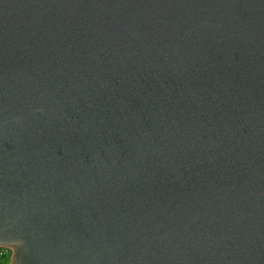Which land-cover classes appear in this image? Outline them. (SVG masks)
I'll list each match as a JSON object with an SVG mask.
<instances>
[{
  "label": "water",
  "instance_id": "95a60500",
  "mask_svg": "<svg viewBox=\"0 0 264 264\" xmlns=\"http://www.w3.org/2000/svg\"><path fill=\"white\" fill-rule=\"evenodd\" d=\"M9 264H264V0H0Z\"/></svg>",
  "mask_w": 264,
  "mask_h": 264
},
{
  "label": "built area",
  "instance_id": "2783aa9c",
  "mask_svg": "<svg viewBox=\"0 0 264 264\" xmlns=\"http://www.w3.org/2000/svg\"><path fill=\"white\" fill-rule=\"evenodd\" d=\"M11 255V251L5 248H0V259L1 258H5V257H9L10 258Z\"/></svg>",
  "mask_w": 264,
  "mask_h": 264
},
{
  "label": "rangeland",
  "instance_id": "374dc122",
  "mask_svg": "<svg viewBox=\"0 0 264 264\" xmlns=\"http://www.w3.org/2000/svg\"><path fill=\"white\" fill-rule=\"evenodd\" d=\"M10 258H11V255H10ZM10 258L9 257L1 258L0 259V264H9L10 263Z\"/></svg>",
  "mask_w": 264,
  "mask_h": 264
},
{
  "label": "snow or ice",
  "instance_id": "6c2138e0",
  "mask_svg": "<svg viewBox=\"0 0 264 264\" xmlns=\"http://www.w3.org/2000/svg\"><path fill=\"white\" fill-rule=\"evenodd\" d=\"M0 242H2V238H0Z\"/></svg>",
  "mask_w": 264,
  "mask_h": 264
}]
</instances>
